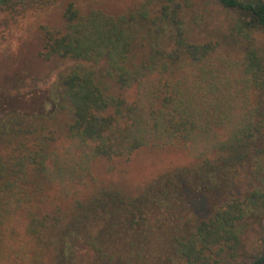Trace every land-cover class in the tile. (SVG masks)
<instances>
[{
    "label": "trees",
    "instance_id": "obj_1",
    "mask_svg": "<svg viewBox=\"0 0 264 264\" xmlns=\"http://www.w3.org/2000/svg\"><path fill=\"white\" fill-rule=\"evenodd\" d=\"M56 1L0 0L1 23ZM214 1L230 14L239 47L185 29L180 11L190 0L120 13L80 11L67 1L59 26H40L37 55L72 61L55 85L54 107L65 121L51 129L13 108L5 112L0 264L236 258L246 214L256 222L264 216L261 166L245 192L234 190L238 169L256 156L264 134V54L256 44L264 36V0ZM144 147L183 152L192 162L136 195L101 185L97 160L126 159ZM252 202L258 211L247 206ZM263 262L264 232L250 264Z\"/></svg>",
    "mask_w": 264,
    "mask_h": 264
},
{
    "label": "rangeland",
    "instance_id": "obj_2",
    "mask_svg": "<svg viewBox=\"0 0 264 264\" xmlns=\"http://www.w3.org/2000/svg\"><path fill=\"white\" fill-rule=\"evenodd\" d=\"M67 1H72L80 11L98 7L107 12L120 13L146 2L150 7L156 8L161 0H57L48 9L28 11L14 21L1 23L0 16V124L9 117L5 112L13 108L25 113L26 117L34 116V119L37 118L51 129L59 130L63 127L65 118L63 114L56 113L54 107L55 85L58 73L72 61L43 60L37 55V51L40 26H59L62 6ZM190 1L188 5H183L180 11L185 29L199 39L207 36L217 37L226 48L240 46V40L234 37V41L231 37L236 35L230 25V14L225 9L214 0ZM256 44L264 54L263 35H258ZM262 98L258 112L264 121V93ZM2 114L5 116L4 120ZM57 142H60V138ZM255 144L256 156L245 162L235 176L237 188L234 187V190L239 192L248 189L247 183L253 179L255 169L259 166L264 169V134ZM0 145H3V140H0ZM191 162L192 158L183 152L144 147L134 151L126 159H99L93 164V172L103 187L111 185L123 193L136 195L161 173L184 167ZM247 206L251 207L253 212L259 209L254 202ZM192 207L194 208V205ZM246 216L248 217L243 220L247 224L240 233L236 258L221 264H250L253 261L260 236L264 232V216L259 222L250 218V214Z\"/></svg>",
    "mask_w": 264,
    "mask_h": 264
}]
</instances>
